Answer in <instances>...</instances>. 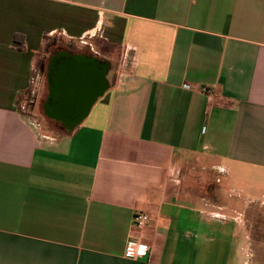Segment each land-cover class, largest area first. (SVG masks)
Here are the masks:
<instances>
[{
	"label": "crops",
	"instance_id": "crops-1",
	"mask_svg": "<svg viewBox=\"0 0 264 264\" xmlns=\"http://www.w3.org/2000/svg\"><path fill=\"white\" fill-rule=\"evenodd\" d=\"M55 35L106 65L69 132L42 107ZM44 71L42 131L19 106ZM261 215L264 0H0V264H249Z\"/></svg>",
	"mask_w": 264,
	"mask_h": 264
},
{
	"label": "water",
	"instance_id": "water-1",
	"mask_svg": "<svg viewBox=\"0 0 264 264\" xmlns=\"http://www.w3.org/2000/svg\"><path fill=\"white\" fill-rule=\"evenodd\" d=\"M106 65L88 56L60 52L47 67V115L72 131L106 88Z\"/></svg>",
	"mask_w": 264,
	"mask_h": 264
},
{
	"label": "rangeland",
	"instance_id": "rangeland-1",
	"mask_svg": "<svg viewBox=\"0 0 264 264\" xmlns=\"http://www.w3.org/2000/svg\"><path fill=\"white\" fill-rule=\"evenodd\" d=\"M46 48L49 54L50 53L52 54V53H55L61 50L68 51V49H72V50L74 49V51L76 50L75 52H78L77 49L70 46L63 38L57 35H55L54 37H50L49 41L46 43ZM40 57L43 58L42 60L44 61V63L42 67H44L45 69L46 62H47L45 52H43V54H41ZM43 73H44V76L42 77L39 76L38 80L36 79L34 81L32 85V91L30 93L31 96H28V98L27 96L24 97L21 100L20 106H19L21 112L27 117L29 122L36 129L41 128L42 131H44L43 129H44L45 123L43 122V118H42L43 112L41 110V101L46 95L45 71ZM23 102H26V103H23ZM243 196L245 197V195ZM261 217L264 219V215H261ZM254 226L255 227H253V232L251 234L253 242L249 243L252 247L251 248L252 250L254 249V247L258 248L259 245H262L264 243V230L260 229L256 224ZM252 239H250L249 241H251ZM242 249H245V239H244L243 231L241 232V230L239 229V242H238L237 253H239ZM248 254L251 255V253H248ZM246 260H247V254L244 251L243 254L240 253L239 255L236 256L235 264H242V262ZM248 263L249 264L251 263L264 264V259H262V257H258L256 259L253 257L251 260L248 261Z\"/></svg>",
	"mask_w": 264,
	"mask_h": 264
},
{
	"label": "built area",
	"instance_id": "built-area-1",
	"mask_svg": "<svg viewBox=\"0 0 264 264\" xmlns=\"http://www.w3.org/2000/svg\"><path fill=\"white\" fill-rule=\"evenodd\" d=\"M154 212L153 214H155ZM152 214L139 212L133 215L129 237L125 245L124 256L135 259L145 256L148 252V246L141 241V232L149 224Z\"/></svg>",
	"mask_w": 264,
	"mask_h": 264
},
{
	"label": "flooded vegetation",
	"instance_id": "flooded-vegetation-1",
	"mask_svg": "<svg viewBox=\"0 0 264 264\" xmlns=\"http://www.w3.org/2000/svg\"><path fill=\"white\" fill-rule=\"evenodd\" d=\"M57 52H55L54 54H56ZM58 53H60V52H58ZM45 102V101H44ZM43 112L47 115V110L45 109V107H46V104L44 103L43 104Z\"/></svg>",
	"mask_w": 264,
	"mask_h": 264
},
{
	"label": "trees",
	"instance_id": "trees-1",
	"mask_svg": "<svg viewBox=\"0 0 264 264\" xmlns=\"http://www.w3.org/2000/svg\"><path fill=\"white\" fill-rule=\"evenodd\" d=\"M21 44H22V42H21ZM53 54H54V53H53ZM53 54H51V55H50V57H52V56H53Z\"/></svg>",
	"mask_w": 264,
	"mask_h": 264
}]
</instances>
